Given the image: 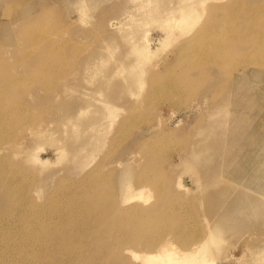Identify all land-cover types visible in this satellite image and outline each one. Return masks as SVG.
<instances>
[{
  "label": "rangeland",
  "instance_id": "obj_1",
  "mask_svg": "<svg viewBox=\"0 0 264 264\" xmlns=\"http://www.w3.org/2000/svg\"><path fill=\"white\" fill-rule=\"evenodd\" d=\"M147 1L0 0V264H264V0Z\"/></svg>",
  "mask_w": 264,
  "mask_h": 264
},
{
  "label": "bare ground",
  "instance_id": "obj_2",
  "mask_svg": "<svg viewBox=\"0 0 264 264\" xmlns=\"http://www.w3.org/2000/svg\"><path fill=\"white\" fill-rule=\"evenodd\" d=\"M152 2V0H148L147 3H150ZM85 4V3H84ZM84 9V5L82 7ZM80 10L81 7H80ZM182 13H183V10H182ZM196 12H193V8L191 7H188L185 9V13L182 14L181 18L178 19V18H167L165 19V26L166 27H171L170 26V23L171 21L174 22V25L176 24L175 27H179L180 29H182L183 31V28L185 27L186 29L191 27L193 24H194V21L196 19ZM198 16V15H197ZM194 26V25H193ZM192 26V27H193ZM184 32V31H183ZM169 34V33H168ZM167 34V35H168ZM150 35V34H149ZM152 37V36H151ZM151 40H153V38H150V37H146L145 39V43L143 45H136L133 47V51L137 54V58H138V61H141L142 59H151V54L155 53L156 50L158 49H152L151 47ZM157 43H163L165 41V38L162 40V39H157ZM139 67V62L133 64V65H130V68H132V70H136L137 68ZM131 71V69H130ZM143 73V72H142ZM142 76V74H141ZM241 78V77H240ZM241 80V79H239ZM251 80V78H250ZM141 81H142V78H141ZM243 81V79L241 80ZM239 82V81H238ZM239 90V89H238ZM250 94V93H249ZM254 102V101H252ZM245 103V102H244ZM255 103V102H254ZM110 103H106V108L109 110L111 109V112L109 111L110 114H113L114 113V108L111 107L109 105ZM256 104V103H255ZM258 104V103H257ZM242 105V104H241ZM224 106V105H223ZM237 106V105H236ZM238 110V109H237ZM229 114H230V111H227ZM238 112V111H237ZM233 113V112H232ZM221 114V113H220ZM235 114V113H234ZM233 114V116H234ZM218 115V114H217ZM231 116V115H230ZM229 117V115H228ZM237 117V114H235V120H238ZM247 119V118H246ZM234 120V121H235ZM257 121V120H256ZM220 122V121H219ZM246 122V121H245ZM247 123V122H246ZM236 124V123H235ZM205 128V127H204ZM207 128V127H206ZM203 129V128H201ZM198 130V129H197ZM200 131V130H199ZM211 131V130H210ZM201 133V132H200ZM206 136V135H205ZM206 141V139H205ZM208 147V146H207ZM210 149V148H209ZM213 149V148H212ZM225 149V148H224ZM203 150V149H202ZM205 150V149H204ZM203 150V151H204ZM208 150V149H207ZM225 151V150H224ZM199 153V151H197ZM196 152V153H197ZM201 153V152H200ZM202 154V153H201ZM250 154H252L250 152ZM199 155V154H198ZM203 155V154H202ZM255 155V153H254ZM195 156V155H194ZM213 156V155H211ZM191 157V156H190ZM211 158V157H209ZM44 159V158H43ZM43 159H41V162L40 164L42 163L43 165L47 163V159L46 161H42ZM34 160L37 161L38 160V154L34 155ZM194 160V159H193ZM212 160V159H210ZM255 160V159H254ZM187 162V161H186ZM189 163V162H188ZM42 165V166H43ZM188 164H186L187 166ZM190 165V164H189ZM192 165V164H191ZM187 168V167H186ZM192 170H194L193 168H191ZM223 169V168H222ZM190 171V169H189ZM196 171V170H194ZM194 171H192V173H194ZM197 172V171H196ZM199 172V171H198ZM255 172V171H254ZM252 173V171H251ZM256 173V172H255ZM221 174V173H220ZM190 175V174H189ZM253 175V174H252ZM251 175V177H252ZM256 175V174H255ZM222 176V174H221ZM220 177V176H219ZM256 177V176H255ZM253 178V177H252ZM217 179V178H216ZM249 179V178H248ZM205 180V179H203ZM214 180V179H213ZM212 180V182H213ZM208 181V180H207ZM249 181V180H248ZM255 181V179L253 180ZM209 183L207 184H211L210 181H208ZM254 183V182H253ZM237 184V183H236ZM250 184V183H249ZM178 185L181 186V187H184L185 184L180 180L178 179ZM203 185V184H202ZM187 186V185H186ZM199 186V185H198ZM205 186V185H204ZM202 186V187H204ZM252 183H251V187H252ZM188 187V186H187ZM238 187V186H237ZM186 188V187H185ZM200 188V187H199ZM255 188V187H254ZM257 188V187H256ZM253 193V192H252ZM132 198H140L143 199L145 202L150 198V193H149V189H147V187H142L140 188L138 191H134L132 193ZM126 201V200H125ZM251 204V203H250ZM243 207V206H241ZM241 209V208H240ZM245 209V208H244ZM134 214V210L130 211L129 213H127V215H133ZM148 214L149 216H153L152 214H149V213H146ZM223 216V215H222ZM228 216V215H227ZM226 216V217H227ZM225 217V216H224ZM130 218V217H128ZM38 219V218H37ZM150 220V219H148ZM36 222V221H35ZM39 222V221H38ZM36 222V223H38ZM133 221L130 220L129 223H132ZM210 222V221H209ZM209 222L206 224L207 225V228H206V231L203 233V236L201 237V239L199 238V240H195L193 241V243H189L188 240H186V243H183V247L180 246L177 242H175L172 237L170 236H166V237H163L161 239H159V242L156 246L154 247H150L151 250H144V251H135L134 249H128L127 252L131 254L132 257H134L135 259H137L140 264H215V259L214 257L212 256V243H216L220 240L219 238V231L214 229L213 226L215 227L216 224L210 226ZM212 222V221H211ZM36 226H38L37 224H34ZM33 225V226H34ZM35 226V227H36ZM140 228H137V230H139ZM33 235V234H32ZM35 236L37 237V235L35 234ZM34 236V237H35ZM32 239H35L32 237ZM42 238H40L41 240ZM35 240H39L38 238H36ZM34 241V240H33ZM32 241V242H33ZM32 242H30L32 244ZM38 242V241H36ZM46 246V245H45ZM217 246V245H215ZM50 247V246H49ZM49 247L48 250H49ZM22 247H20V252H21V249ZM32 248V246H31ZM61 248H63L61 246ZM29 249V248H28ZM18 250V251H19ZM47 250V249H45ZM60 250V249H59ZM23 251H24V248H23ZM22 251V252H23ZM30 251V250H29ZM33 251V250H32ZM26 252V251H25ZM59 252V251H58ZM21 255V254H19ZM24 256V255H23ZM26 259V258H25ZM50 259V258H49ZM21 261V260H20ZM23 261V260H22ZM21 261V262H22ZM26 262V260H25ZM24 262V263H25ZM26 264V263H25Z\"/></svg>",
  "mask_w": 264,
  "mask_h": 264
}]
</instances>
